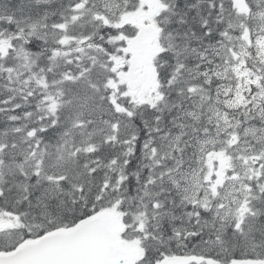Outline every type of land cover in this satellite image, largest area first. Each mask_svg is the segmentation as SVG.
Returning <instances> with one entry per match:
<instances>
[{
	"label": "snow or ice",
	"instance_id": "1",
	"mask_svg": "<svg viewBox=\"0 0 264 264\" xmlns=\"http://www.w3.org/2000/svg\"><path fill=\"white\" fill-rule=\"evenodd\" d=\"M0 264H264V0H0Z\"/></svg>",
	"mask_w": 264,
	"mask_h": 264
}]
</instances>
